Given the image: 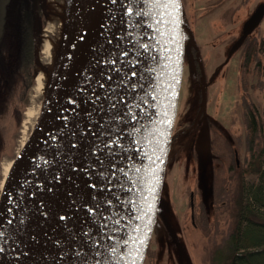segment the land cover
<instances>
[{
  "label": "water",
  "instance_id": "95a60500",
  "mask_svg": "<svg viewBox=\"0 0 264 264\" xmlns=\"http://www.w3.org/2000/svg\"><path fill=\"white\" fill-rule=\"evenodd\" d=\"M263 17L261 4L233 52ZM185 57L182 0H108L106 18L83 43L57 112L2 189L0 264L19 244L35 208L90 166L73 217L46 264H145ZM206 104L204 90L201 113Z\"/></svg>",
  "mask_w": 264,
  "mask_h": 264
},
{
  "label": "rangeland",
  "instance_id": "374dc122",
  "mask_svg": "<svg viewBox=\"0 0 264 264\" xmlns=\"http://www.w3.org/2000/svg\"><path fill=\"white\" fill-rule=\"evenodd\" d=\"M25 1L26 5L34 3L38 6V8L30 9L33 11L31 18L35 81L29 87L24 100L15 103L22 113L20 123H17L16 118H11L8 124L0 128V193L5 167L16 157L22 141L33 128L39 107L60 67L73 4V0ZM22 2L23 0H9L7 4L4 34L8 47L3 53H5L4 57L10 59L9 63L16 62L21 53ZM261 4H264V0H194L195 7L191 8L195 17L192 33L195 43L201 48V56L197 62L205 63L208 84L203 83L201 74L195 67L194 55L196 57V54L187 52L176 118L177 125L174 131H177L180 126H189L193 121L200 106L198 91L204 86L209 91L207 114L215 124L221 126L225 141L228 143L227 160L221 165V162L212 160L206 149L203 131L198 134L187 133L184 135L186 143L191 142L197 135V144L194 148L185 146L183 162L178 170L175 166L174 153V157L170 159L169 167H175L167 177L168 181L167 179L164 181L162 204L159 210L162 211L164 202L170 203L166 213L176 230L180 232L182 249L187 255V261H192L193 264H211L213 247L222 245L232 228L234 220L232 198L239 182L237 175L240 170L236 168V159H239L241 168L249 158L245 104L252 107L256 116H259L257 121L258 124H262L264 134V55L260 54L257 57V61L259 60L257 65H255V59L254 63L246 69L244 68L247 52L245 47L230 54L232 47L243 34L244 23ZM250 37L264 40V17ZM2 58L3 55L0 52V80L6 77L7 82L8 75L5 73L8 70L1 68ZM39 77L43 81V86L38 83ZM6 82L3 84L5 85ZM23 83L20 81L18 86L23 87ZM18 88L16 87L17 90ZM184 117L183 123H179ZM29 119L31 122L28 123ZM203 171L207 172L210 194L208 195L207 192L204 194L203 186L198 185L200 193L198 197L204 200L207 213L202 221L201 229L195 230L190 222L189 192L193 189L196 178L200 180L199 175ZM176 174L177 177H174ZM246 179L250 182V180L255 181L257 177L247 176ZM219 184L224 187L221 193L217 191ZM203 211L202 208V213ZM151 246H155L153 241Z\"/></svg>",
  "mask_w": 264,
  "mask_h": 264
},
{
  "label": "trees",
  "instance_id": "16d2710c",
  "mask_svg": "<svg viewBox=\"0 0 264 264\" xmlns=\"http://www.w3.org/2000/svg\"><path fill=\"white\" fill-rule=\"evenodd\" d=\"M36 1V0H35ZM9 0H0V52L3 55L1 68L8 70L0 80V128L9 123L11 118H16L20 123L21 111L15 106L26 97L29 87L35 81V59L33 56V11L31 7L36 4H22V34L23 41L20 47L19 58L16 62L9 63V58L4 57L7 49L5 39L6 12ZM35 38V37H34ZM246 48L244 68L251 63H259L257 57L264 55V40L254 39L250 36L245 41ZM9 63V64H8ZM10 65L11 67H9ZM1 75V74H0ZM23 81V87L18 86ZM6 82L4 85L3 83ZM16 87H19L18 90ZM247 90V89H246ZM16 103V104H15ZM245 117L248 130L249 158L240 168L237 178L238 184L233 192L232 214L233 224L231 231L220 246L212 249L211 264H264V134L262 124H258L259 116L255 110L245 104ZM228 150V143L225 142ZM247 176L257 177L255 181H247ZM224 189L217 185L219 193Z\"/></svg>",
  "mask_w": 264,
  "mask_h": 264
},
{
  "label": "bare ground",
  "instance_id": "6f19581e",
  "mask_svg": "<svg viewBox=\"0 0 264 264\" xmlns=\"http://www.w3.org/2000/svg\"><path fill=\"white\" fill-rule=\"evenodd\" d=\"M107 6L108 0H73L60 67L39 107L33 128L22 141L16 157L5 167L2 189L57 112L79 51L89 34L101 28L106 18ZM38 83L43 86L41 77L38 78ZM27 121L31 122L30 119ZM92 169L90 166L82 170L35 208L19 232V244L3 264H46L55 242L73 217Z\"/></svg>",
  "mask_w": 264,
  "mask_h": 264
},
{
  "label": "flooded vegetation",
  "instance_id": "af4514ba",
  "mask_svg": "<svg viewBox=\"0 0 264 264\" xmlns=\"http://www.w3.org/2000/svg\"><path fill=\"white\" fill-rule=\"evenodd\" d=\"M32 1V0H30ZM33 2V1H32ZM183 5V18H184V24H185V45H186V53L189 54H196V57L194 55V64L195 67L198 68V71L201 74V78L203 79V73L204 71L205 78H206V70H205V63L204 62H197L199 56H201V48L195 43V37L192 33V29L194 27L195 23V17L193 16L191 8L194 6V0H182ZM190 7V9H189ZM190 10V11H189ZM245 24V23H244ZM244 28V26H243ZM253 33V32H252ZM252 33L249 35L251 36ZM243 35V34H242ZM240 36V38L242 37ZM247 36L242 44L238 47L237 50H241L243 48V45L247 38ZM239 38V39H240ZM238 39V40H239ZM237 40V41H238ZM237 43V42H236ZM235 43V44H236ZM234 44V46H235ZM233 46V47H234ZM233 47L230 51V54H233ZM206 85L208 84V77L205 80ZM207 87V86H206ZM206 90L207 93V104L206 109L201 113V107H202V100H203V92ZM198 97L200 100V106L196 111V115L193 119V121L190 123L189 126L184 127L180 126L177 131H174V136L172 139V145H171V151L169 155L168 160V167L166 171V177L170 175V172L173 171V168L176 166L177 170L179 168V165L183 162V151L184 149L189 145L190 148H194L197 144L198 136L196 135L191 142L188 144L186 143V138H184V135L187 133H199L200 131H203L205 134L206 139V149L209 151L212 160L215 162H221L222 164L226 163L227 160V149L225 145V136L223 134V130L220 125L215 124L213 122V119L208 116L207 110H208V103H209V91L204 86L198 91ZM182 118L179 123H183ZM187 120V118H186ZM177 122V120H176ZM177 124H175L176 126ZM186 146V147H185ZM202 146V144H201ZM173 153L175 154V166L169 167L170 165V159L173 156ZM238 156V153L236 152V158ZM236 168L240 169V161L237 158L236 159ZM197 173V172H195ZM200 180L194 181L193 189L189 192V209H190V222L195 230H200L202 227V221L205 218L206 215V204L204 200H200L199 196V187L198 185H202L204 189V194L209 195L210 189L208 185V178H207V172L203 171L200 173ZM177 177V174L174 176ZM168 181V179H167ZM207 181V182H206ZM2 192V190H1ZM1 195V193H0ZM162 202L160 203L161 206ZM170 203L164 202L163 203V209L162 211L159 210L156 225L152 234L149 250L147 253L145 264H193L192 261H187V255L185 252H183L182 249V241H181V235L178 230H176V227L174 226V223L170 220L168 217L166 210L169 208ZM203 208V213H202ZM204 215V216H203ZM207 217V216H206ZM182 223V222H181ZM181 228V225H179ZM179 228V229H180ZM183 233V229H180ZM186 230H184L185 232ZM181 233V234H182ZM183 235V234H182ZM153 243L155 244L154 247L151 246ZM164 262V263H163Z\"/></svg>",
  "mask_w": 264,
  "mask_h": 264
},
{
  "label": "snow or ice",
  "instance_id": "6c2138e0",
  "mask_svg": "<svg viewBox=\"0 0 264 264\" xmlns=\"http://www.w3.org/2000/svg\"><path fill=\"white\" fill-rule=\"evenodd\" d=\"M133 75H135V74H133Z\"/></svg>",
  "mask_w": 264,
  "mask_h": 264
}]
</instances>
